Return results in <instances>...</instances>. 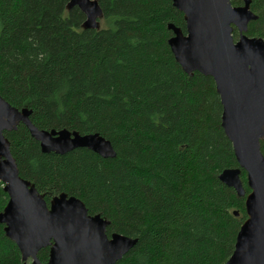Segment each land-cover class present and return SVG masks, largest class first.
Here are the masks:
<instances>
[{"label": "trees", "instance_id": "trees-1", "mask_svg": "<svg viewBox=\"0 0 264 264\" xmlns=\"http://www.w3.org/2000/svg\"><path fill=\"white\" fill-rule=\"evenodd\" d=\"M70 1L0 0V95L30 109L41 130L100 134L116 157L86 148L45 154L21 124L5 133L20 176L48 204L76 197L110 221L108 236L137 239L117 264H226L246 198L219 178L239 164L215 80L187 74L169 45L170 24L187 33L184 14L172 0H95L101 27L84 30L86 16L68 10ZM250 9L258 19L247 36L264 40V0ZM241 178L249 194L243 170ZM8 202L0 182V213ZM49 256L39 253L44 264ZM0 264H23L1 224Z\"/></svg>", "mask_w": 264, "mask_h": 264}, {"label": "water", "instance_id": "water-1", "mask_svg": "<svg viewBox=\"0 0 264 264\" xmlns=\"http://www.w3.org/2000/svg\"><path fill=\"white\" fill-rule=\"evenodd\" d=\"M172 1L184 14L187 33L170 24L169 45L187 74L199 72L215 80L223 105L222 126L239 164L219 178L238 197L246 198L247 219L226 264H264V40L247 36L249 24L258 16L250 9L251 0L238 7L231 0ZM76 7L86 16L84 30L100 29L103 11L97 1L71 0L67 8ZM31 115L30 109L19 110L0 95V182L9 196L0 224L7 238L18 246L23 264H44L39 253L46 248L50 256L45 264H117L138 240L118 233L108 236L110 221L90 215L76 197L63 193L48 204L35 185L20 176L5 133L25 125L45 154L65 155L86 148L108 159L116 157L112 143L100 134L41 130Z\"/></svg>", "mask_w": 264, "mask_h": 264}, {"label": "flooded vegetation", "instance_id": "flooded-vegetation-1", "mask_svg": "<svg viewBox=\"0 0 264 264\" xmlns=\"http://www.w3.org/2000/svg\"><path fill=\"white\" fill-rule=\"evenodd\" d=\"M237 30V29H236ZM238 31V30H237Z\"/></svg>", "mask_w": 264, "mask_h": 264}]
</instances>
